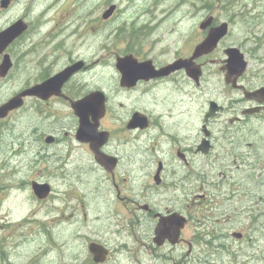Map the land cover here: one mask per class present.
Segmentation results:
<instances>
[{
    "label": "flooded vegetation",
    "instance_id": "obj_1",
    "mask_svg": "<svg viewBox=\"0 0 264 264\" xmlns=\"http://www.w3.org/2000/svg\"><path fill=\"white\" fill-rule=\"evenodd\" d=\"M258 3L261 5L255 8L257 11L255 26L257 29L263 30L264 2L258 0ZM12 4L17 10L21 9L18 18L25 19L29 24V29L25 34L15 41L7 51L13 58V67L8 78L11 74L22 78L18 92L41 86L70 67H76L78 63L83 64L67 82L59 87L56 86L53 89V95L48 99L38 96L27 99L26 102L31 104L33 111L30 138L32 144L37 146L31 152L29 165L39 167L42 165L41 159L49 160L55 157L57 162L54 163L53 168L78 167L82 173H89L93 178L90 186L93 185L98 190L101 188L112 191L116 202L126 208L127 212H131L133 221L155 223L158 220L156 215L165 214L170 210H161V190L166 187V174L170 173L168 164L161 160V158L167 159L166 154L161 156V100L172 101L176 91L186 89L191 93L197 92L198 88H201L205 83L220 79L229 92L222 93L221 98H211L210 102H218L223 106V109L208 124L203 122L200 135L193 134L190 145L181 143L175 145L176 141H170L168 153L172 155L171 164L177 170L176 174L181 169H185L191 174L189 190L192 212L195 215L190 217V226L194 222L196 231L200 230L202 237L205 235L213 239L207 245L214 246V250L224 249L231 256L233 262L242 260L247 264L264 263L262 260L264 253V245L262 246V242L264 243V181L262 180L258 185L259 195H254L252 198L248 196L247 204H240L239 189L230 187L224 172L219 171L217 174L220 178L217 179L213 175L215 173L213 167L211 170L207 168L209 165L207 159L217 153L214 130L216 124L218 126L227 124L225 125L226 130L239 128L240 132H244L247 126L264 122V102L248 98L245 92L252 93L264 88L260 77L258 80L251 77L250 64L240 77L237 73L231 75L232 82L236 80V84L226 81L229 70L225 69L228 66L225 53L226 48L231 47L224 45L226 39L211 55L203 57L195 64L194 67L200 64L204 71L200 83H197V80L191 77L186 69L175 70L161 77L162 68L178 59L190 58L195 45L205 39L209 30L199 31L200 35L197 38L187 42L188 44L195 43L191 50L189 48L182 55H176L168 62H161V20L152 25L145 21H128L124 14L121 27L126 26L128 30L127 40L125 48L115 55L114 81L107 91L106 87L99 86L94 79L91 81L90 78L95 66L101 64V58L91 62L84 56L79 46L70 45L71 42L82 41L79 38L78 28L90 25L88 21L83 22L81 16H77L75 11L81 8H61L58 16L52 18V10L41 7L39 14H33L37 21L29 22L27 18L22 17L24 0H12ZM113 4H116L115 0H110L108 5ZM109 6H106L96 17V26L100 30L105 26L115 24L123 14L121 7L117 5L116 11L108 19H104V13ZM59 8L57 7L55 10L58 11ZM124 10L127 12L129 9ZM159 10L161 11V5ZM82 12L86 13V11ZM214 25L216 24L214 23ZM229 26L231 27V22H229ZM33 28H36L35 35H39L45 28L47 38H26L30 33L33 37ZM118 30L119 28L116 27L115 31ZM157 33L158 38L156 37ZM152 35L155 42L150 39ZM244 46L245 44H240L239 49L249 63V53L243 49ZM125 56H131L133 60L137 61V65L145 63L144 78L140 77L143 74L140 70V72H131L130 80H124L122 73L117 69V58ZM157 73L159 76L156 75ZM100 91H103L106 96V114L98 124L97 133H103L108 137V142L101 147L100 151L107 157L106 159L114 163L112 169H108L97 161L96 154L89 143L78 141L80 119L72 108L73 103L82 101L92 93ZM222 98H226L227 102H221ZM9 99V97L5 98L0 105ZM21 111L22 109L12 111L6 119L0 120V155L5 148V134L8 132L14 134L9 130L10 122L15 123L17 120L14 118L20 115ZM136 113L147 117L145 128L139 126L130 129L128 127ZM90 121L94 124L92 117ZM208 130L211 133L210 148L207 144L208 151L205 152L203 146L207 142ZM49 139L52 140L48 141ZM75 146L82 148L87 156L70 157L72 152H69V149L72 151L71 149ZM239 148V146L236 147V149ZM10 154L21 156L22 152L11 151ZM232 157L233 163L238 164L240 154L235 153ZM200 162L203 163V166L199 172ZM243 164H245L243 167L250 170L248 162ZM5 172L6 164L0 167V262L16 264V257L19 258V253L25 246L23 237L26 236L18 235L22 228L21 219H15L6 224L4 207L8 200L6 191L21 189L23 179L20 167H14V172L8 176H5ZM37 172L33 178L31 177L33 173L25 172L27 186L31 189L32 184L38 182L37 179L41 184L48 183L43 182L44 180L37 176ZM157 175H159V185L155 182ZM7 181L10 183L8 186H6ZM155 189L157 192L154 191ZM144 191L149 192L145 194ZM52 192H54V188H52ZM38 201L42 203L48 200ZM65 205V203L61 204L62 209ZM145 206L149 208H145ZM199 211L201 214H198ZM107 216L110 217L112 214H107ZM53 217L58 218L59 213H51L50 218ZM193 218L196 219V222ZM68 219L67 215L62 214L61 219L55 220L54 225L56 233L61 229L64 241L62 247L65 246L67 252L68 241L64 237V232L68 229ZM29 220L30 217L25 220V223H29ZM95 220L101 221L102 217H97ZM237 220L242 225L241 232H232ZM246 221L248 224H243ZM224 222L225 225H223ZM237 234L240 235L239 239L236 238ZM233 237L237 240H234ZM7 239L10 242L6 245ZM231 240L238 241L236 242L238 245L234 246ZM243 243H246L245 247ZM246 249L260 253L261 257L250 256Z\"/></svg>",
    "mask_w": 264,
    "mask_h": 264
},
{
    "label": "rangeland",
    "instance_id": "obj_2",
    "mask_svg": "<svg viewBox=\"0 0 264 264\" xmlns=\"http://www.w3.org/2000/svg\"><path fill=\"white\" fill-rule=\"evenodd\" d=\"M109 1L90 0V5L82 7L81 0H63L58 6L60 7L58 11H51L52 18H55L61 8H81L75 11L77 16H81L83 22L88 21L90 25L78 28L82 41L71 42L70 45L79 46L81 52L91 62L101 58V64L95 66L90 78L99 86L106 87L107 91L114 81L115 55L125 48L127 40L128 30L126 26L121 27L123 15L125 14L128 21L135 20L134 11L145 14L146 19L143 21L152 25L157 20L155 15L160 16L161 12V62H168L189 48L191 50L195 43L187 42L200 35V24L209 19L208 17L214 16L216 24L231 22V33L224 45L245 44L243 49L249 53L251 77L256 80L260 77L264 85V29L259 30L255 26L257 15L255 8L261 5L258 0H115L123 14L115 24L100 30L96 26V17L109 6ZM48 2L49 0H24L22 17L27 18L29 22H36L37 18L33 14H39L41 7L47 9ZM124 9L129 10L126 12ZM20 13L21 9L17 10L14 4L9 10H2L0 7V30L16 20ZM9 15L12 19L8 22L6 20L10 19H7ZM116 27L119 28L118 31H115ZM32 31L33 37L30 33L26 38H47L45 28L39 35H35L36 28ZM153 35L150 39L155 42ZM156 37L158 38V33ZM21 80L22 78L12 74L8 79L0 81V103L18 90ZM228 92L221 80L215 79L202 85L197 92L191 93L182 89L176 91L172 101L161 100V156L167 155V159L161 160L168 164L170 171L166 174V187L161 190V210L173 209L189 217L195 215L192 212L189 190L191 174L185 169L176 174L177 170L171 164L172 155L168 153L169 144L170 141H176L175 145L179 143L190 145L193 134L200 135L210 99L221 98L222 93ZM221 102L226 103L227 99L222 98ZM14 119L17 121L10 122L9 127L14 134L8 132L4 137L5 148L0 155V167L6 164L5 176L13 173L16 166L22 171L23 184L20 186L22 188L6 191L8 200L4 207L6 224L21 219L22 228L18 235L26 236L23 237L25 246L21 249L19 258L16 257V264H96L88 248L93 241L101 242L112 249V257L105 264H247L242 260L233 262L228 252L222 248L220 251L214 250V246H207L206 241L211 238L205 237L204 240L201 231H196L194 222L183 232L186 240L183 245H167L161 248V251L154 249L152 235L156 222L133 221L131 212H127L126 208L116 202L112 191L101 188L98 190L95 186H90L93 178L89 173H82L78 167L53 168L57 162L55 157L49 160L41 159L42 165L39 167L30 166L29 157L37 147L32 144L30 138L33 119L31 104L28 102L20 115ZM225 125L227 124L214 126L217 153L207 159L209 161L207 168L211 170L213 167L215 170L213 175L217 179L220 178L217 173L224 172L230 187L239 189L242 204L247 191L249 198L259 195L258 185L264 181V122L249 125L244 132H240L239 128L227 131ZM249 144H253V147ZM237 146L240 148L236 149ZM71 150L69 149V152H72L70 157L87 156L82 148L75 146ZM11 151H21L22 154L21 156L10 154ZM235 153L240 154L237 165L233 163L232 155ZM244 162L249 163L250 171L242 169ZM202 166L203 163L200 162L199 172ZM25 172L33 173L32 178L37 172V176H40L43 182H48L47 184L54 188L48 201L40 203L37 200L33 189L27 186ZM37 181L39 182L38 179ZM9 184L7 181L6 186ZM154 191L157 192V189ZM148 192L144 191L145 194ZM63 203L66 205L62 209ZM57 212L58 218H50L51 213ZM109 212L112 214L110 217L107 216ZM62 214L69 217L68 229L64 232V237L68 241V252L65 246L62 247L64 241L61 229L56 233L54 228L55 220L61 219ZM97 215L102 217L101 221L95 220L100 217ZM28 217L29 223H25ZM194 220L196 222V219ZM243 224L248 223L246 221ZM233 228L232 232H241L242 225L237 220ZM6 236L9 237L8 234ZM233 239L237 240L234 237ZM234 240H231V243L237 246L238 243ZM9 242L7 239L6 245ZM190 245L193 247L192 252ZM243 246L245 247L246 243H243ZM246 251L250 256L261 257L260 253L252 249Z\"/></svg>",
    "mask_w": 264,
    "mask_h": 264
},
{
    "label": "water",
    "instance_id": "obj_3",
    "mask_svg": "<svg viewBox=\"0 0 264 264\" xmlns=\"http://www.w3.org/2000/svg\"><path fill=\"white\" fill-rule=\"evenodd\" d=\"M11 0H2L1 7L7 9L10 6ZM116 10V6L109 8L105 14L104 18L108 19ZM214 18L211 17L204 21L200 28L206 30L213 24ZM28 29L27 23L24 20H18L6 29L0 32V56H3V61L0 64V79L7 77L9 71L13 66L11 56L5 54L7 49L16 39H18L23 33ZM229 24L223 23L217 27H211L209 34L205 40L196 46L193 56L190 59H181L177 61L174 65H171L169 68L161 70V77L168 74L175 69H186L191 77L197 79L198 83L203 75L202 67L195 66V61L200 58L210 55L218 47L219 43L223 40L224 37L228 34ZM229 60L227 62L228 66L225 69L229 70L227 75V82H232L231 75L237 73L238 76L243 74L247 68L248 63L245 61L244 56L241 55L240 51L237 48H232L229 50ZM145 64V63H144ZM144 64L137 65V61L133 60L131 56L119 58L118 59V69L123 74L124 80H130L129 74L133 71H142L141 78H144V73L146 71ZM82 63H78L76 67L70 68L58 75L56 78L49 80L47 83L37 86L31 89H27L22 93L15 95L11 100L6 104L0 107V119L6 118L11 111L22 108L25 105V99L32 96H38L48 99L53 95V89L59 85H62L64 82L68 81L70 77L77 72ZM140 66V67H139ZM138 79V78H136ZM236 83V80L234 81ZM248 98L261 100L264 102V88L247 94ZM76 115L80 119V128L77 133V139L82 143H89L92 150L95 152L97 161L107 167L112 169L114 163L105 157L101 153L100 149L108 142V137L103 135V133H97L98 124L100 120L106 114V97L102 92H94L88 97L84 98L82 101L73 103L72 105ZM222 108L218 106L217 103H211L209 112L205 116V121L208 122L210 119L216 117L217 113ZM93 119L94 124L91 123L90 119ZM147 117L141 113H136L128 126L130 129L136 127L147 126ZM209 135V134H208ZM49 139L48 141H51ZM208 142V141H207ZM205 143L203 146L204 151L207 152V144L209 147V142ZM210 148V147H209ZM157 184H159L158 175L155 178ZM33 191L38 199L43 200L49 197L51 194V187L48 184L33 183ZM146 208V207H145ZM159 221L156 225L154 231V242L158 247L165 245L167 242L171 245H176L180 242L182 237V232L186 228L188 219L181 213L173 212L168 215H157ZM240 237V235H237ZM90 252L93 254L94 261L98 264L104 263L109 256L110 251L105 246L92 243L89 246Z\"/></svg>",
    "mask_w": 264,
    "mask_h": 264
},
{
    "label": "bare ground",
    "instance_id": "obj_4",
    "mask_svg": "<svg viewBox=\"0 0 264 264\" xmlns=\"http://www.w3.org/2000/svg\"><path fill=\"white\" fill-rule=\"evenodd\" d=\"M90 0H81L80 2V6L82 7H87L89 4ZM63 3V0H49L48 4H47V7L51 10H55L58 6H60L61 4ZM89 12V11H88ZM87 12V13H88ZM134 14V17H135V20L137 21H143L146 19V16L145 14L143 13H140V12H137V11H134L133 12ZM157 17V20L155 23L159 22V20H161L159 14H156L155 15ZM7 21V20H6Z\"/></svg>",
    "mask_w": 264,
    "mask_h": 264
},
{
    "label": "trees",
    "instance_id": "obj_5",
    "mask_svg": "<svg viewBox=\"0 0 264 264\" xmlns=\"http://www.w3.org/2000/svg\"><path fill=\"white\" fill-rule=\"evenodd\" d=\"M205 237H206V236L204 235V236H203V239H204V240H205ZM183 241H184V240H183Z\"/></svg>",
    "mask_w": 264,
    "mask_h": 264
}]
</instances>
